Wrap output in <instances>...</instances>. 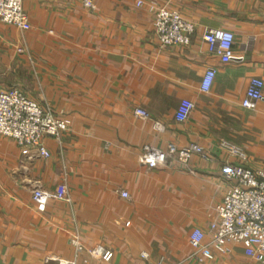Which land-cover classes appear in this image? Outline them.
<instances>
[{
  "label": "crops",
  "instance_id": "obj_1",
  "mask_svg": "<svg viewBox=\"0 0 264 264\" xmlns=\"http://www.w3.org/2000/svg\"><path fill=\"white\" fill-rule=\"evenodd\" d=\"M94 1L92 9L82 0H24L26 26L0 21V88L23 91L68 122L58 139L44 138L48 157L0 135V264H260L239 245L198 261L190 234L200 228L210 240L209 221L232 184L222 164L235 160L220 140L244 148L248 166L264 165V100L241 104L251 77L264 80V0H147L193 22L191 42L171 46L157 38L148 4ZM209 29L231 30L244 61L223 62L203 38ZM183 98L195 106L178 121ZM169 143H196L214 160L141 162L144 145ZM35 183L65 187L68 198L39 210Z\"/></svg>",
  "mask_w": 264,
  "mask_h": 264
},
{
  "label": "built area",
  "instance_id": "obj_2",
  "mask_svg": "<svg viewBox=\"0 0 264 264\" xmlns=\"http://www.w3.org/2000/svg\"><path fill=\"white\" fill-rule=\"evenodd\" d=\"M24 0H0V21L24 27L29 22L28 14L23 8ZM84 6L95 8L93 0H83ZM139 7L148 4L154 14L153 29L161 42L166 46L188 45L195 30L193 22L187 20L175 9L159 6L154 1L136 0ZM204 40L209 44L211 51H219L223 62H243L244 57L234 52L235 35L229 29H209L203 34ZM216 74L213 67L207 68L201 82V89L209 91ZM264 100V80L260 77H251L242 106L256 108ZM194 102L189 98L181 99L175 117L178 121L189 118L194 109ZM135 114L142 118H149L146 109L138 107ZM65 118L57 115L48 107L42 106L30 98L23 91L16 89L0 88V135L14 139L20 146L29 147L37 156L50 155L44 138L53 136L59 138L67 128ZM220 147L235 161L222 164V172L226 179L232 182L221 202L215 206V216L209 221L208 231L210 240L204 243L206 232L195 228L190 234L191 255L198 261L213 259L216 254L228 255L233 248L239 245L244 253L260 264H264V165L250 167L245 162L248 160L247 152L241 146L226 140H220ZM197 154L207 161L214 158L209 150L191 143L187 146L177 147L169 143L166 148L144 145L140 160L150 168L165 164L171 158L188 164L190 158ZM122 196L129 198L130 194L122 190ZM68 198L67 190L61 187L50 190L40 183H35L32 188V199L39 210H44L50 199L64 200ZM97 252L92 250V253ZM102 258L110 260L113 252H101ZM143 258L148 253H141ZM58 264H76L75 260L58 258Z\"/></svg>",
  "mask_w": 264,
  "mask_h": 264
},
{
  "label": "rangeland",
  "instance_id": "obj_3",
  "mask_svg": "<svg viewBox=\"0 0 264 264\" xmlns=\"http://www.w3.org/2000/svg\"><path fill=\"white\" fill-rule=\"evenodd\" d=\"M94 1V0H93ZM82 3H83V0H82ZM94 3H95V1H94ZM84 5V4H83Z\"/></svg>",
  "mask_w": 264,
  "mask_h": 264
}]
</instances>
